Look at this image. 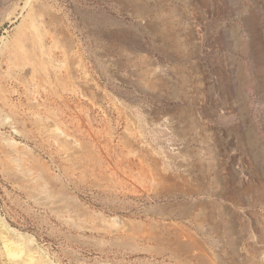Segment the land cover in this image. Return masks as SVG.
I'll return each mask as SVG.
<instances>
[{
	"label": "rangeland",
	"instance_id": "374dc122",
	"mask_svg": "<svg viewBox=\"0 0 264 264\" xmlns=\"http://www.w3.org/2000/svg\"><path fill=\"white\" fill-rule=\"evenodd\" d=\"M263 223L264 0H0V264H260Z\"/></svg>",
	"mask_w": 264,
	"mask_h": 264
},
{
	"label": "bare ground",
	"instance_id": "6f19581e",
	"mask_svg": "<svg viewBox=\"0 0 264 264\" xmlns=\"http://www.w3.org/2000/svg\"><path fill=\"white\" fill-rule=\"evenodd\" d=\"M147 8V7H146ZM150 11V10H149ZM148 11V12H149ZM139 16V15H138ZM140 19V18H139ZM143 20V19H142ZM169 35V34H168ZM172 37V36H171ZM146 85V84H145ZM34 178H36V177H34ZM260 201V200H259ZM163 206V205H162ZM165 206V205H164ZM163 206V207H164ZM161 207V206H160ZM163 207H161L162 209H163ZM168 207H170V206H168ZM261 207V206H260ZM165 208V207H164ZM167 210V209H166ZM170 211V210H169ZM177 211V210H176ZM172 212H174L173 211V209H172ZM160 214H162V213H160ZM179 214V213H178ZM162 215H164V214H162ZM179 215H181V214H179ZM263 215V214H262ZM167 217V216H166ZM165 217V218H166ZM174 217V216H173ZM180 217V216H179ZM181 217H182V215H181ZM176 218V217H175ZM235 218V217H234ZM172 221V220H171ZM164 224H165V222H164ZM261 224H262V222H261ZM260 224V225H261ZM264 224V223H263ZM166 225V224H165ZM226 225V224H225ZM255 225V224H254ZM2 227H4L5 229H6V231H9V233L11 232V233H16V231L15 230H13V229H11L10 227H8L7 225H5V224H2L1 225ZM167 226V225H166ZM258 226V225H257ZM264 226V225H263ZM163 227V226H162ZM199 227V226H198ZM234 227V226H233ZM232 225L231 224H227L225 227H224V229H223V232L225 231V228H227L226 230H231L232 228ZM238 227V226H237ZM262 226H260V228H261ZM221 228V227H220ZM164 229V228H163ZM198 230V229H197ZM166 232V231H165ZM184 232V231H183ZM239 232V231H238ZM257 232V231H256ZM127 233V232H126ZM232 232H230V234H231ZM112 234V233H111ZM188 233H186V235H187ZM256 234V233H255ZM263 234V233H262ZM261 234V235H262ZM224 235V234H223ZM243 235V234H242ZM123 237H130V236H128V235H122ZM258 236V235H257ZM257 236H255V237H257ZM240 237V236H239ZM254 237V238H255ZM260 238H255V239H252V240H249L248 239V242H246V243H248V244H250L251 246H253V247H257L256 249H255V255H256V253H257V258H258V260H259V262H260V264H264V252H263V250L261 251L260 250V247H264V246H259V243H261L260 241L262 240V238H261V236H259ZM150 238H152V237H150ZM150 238H148V240L150 239ZM244 238V237H243ZM233 239V238H232ZM235 239V238H234ZM237 239V238H236ZM245 239V238H244ZM264 239V238H263ZM233 242V241H232ZM241 242V241H240ZM243 242V241H242ZM241 242V243H242ZM245 242H243V244L242 245H244L245 246V248L247 247V245L246 244H244ZM6 245H9L10 246V242H6ZM234 245V244H233ZM262 245V244H261ZM233 247H235V246H233ZM250 247V246H249ZM244 248V247H243ZM251 248V247H250ZM231 249V248H230ZM240 249V248H239ZM264 249V248H263ZM236 250V249H235ZM244 250V249H243ZM253 250V249H252ZM245 251V250H244ZM18 252V251H17ZM232 252V251H231ZM237 252V251H236ZM235 253V252H234ZM249 253V252H248ZM20 253H18V255H19ZM252 254V253H251ZM253 254H254V252H253ZM14 255H17V253L16 254H14ZM249 256V255H248ZM253 258H255V257H253ZM248 259V258H247ZM249 260H251V259H249ZM248 260V261H249ZM251 261H254V260H251ZM257 261V260H256ZM249 263V262H248ZM252 263V262H251ZM258 263V262H257Z\"/></svg>",
	"mask_w": 264,
	"mask_h": 264
}]
</instances>
